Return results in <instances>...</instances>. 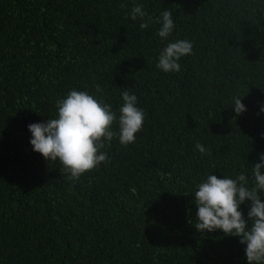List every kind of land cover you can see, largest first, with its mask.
<instances>
[{
  "label": "trees",
  "instance_id": "16d2710c",
  "mask_svg": "<svg viewBox=\"0 0 264 264\" xmlns=\"http://www.w3.org/2000/svg\"><path fill=\"white\" fill-rule=\"evenodd\" d=\"M134 3L170 10L168 39L193 42L179 72L156 67L168 41L128 16ZM74 88L114 110L129 91L145 114L134 143L114 138L75 182L27 127ZM261 106L264 0H0V264H247L238 237L195 228L191 192L211 172L251 176Z\"/></svg>",
  "mask_w": 264,
  "mask_h": 264
},
{
  "label": "clouds",
  "instance_id": "9594fccd",
  "mask_svg": "<svg viewBox=\"0 0 264 264\" xmlns=\"http://www.w3.org/2000/svg\"><path fill=\"white\" fill-rule=\"evenodd\" d=\"M128 16L140 21V29L159 24L157 35L162 42H168L158 52L156 67L165 73L179 72L180 60L192 54L193 42L168 39L175 29L171 11L165 9L154 18L142 3H134ZM96 93L102 94L99 85ZM120 95L122 103L114 110L111 104L87 90L70 89L56 101L55 118L27 126L32 150L45 160L59 161L73 182L98 168L110 159L103 149L114 138L127 146L136 141V134L143 128L145 114L137 95L129 91ZM231 105L237 115L247 110L242 96L233 97ZM260 112L264 113V106ZM195 149L202 155L209 151L201 143H196ZM191 193L196 205L194 226L198 231L222 230L225 235L236 236L245 246L247 264H264V152L258 153V162L252 164L251 176L241 171L234 177L223 174L218 178L211 172ZM242 204H246L247 217L241 210Z\"/></svg>",
  "mask_w": 264,
  "mask_h": 264
}]
</instances>
